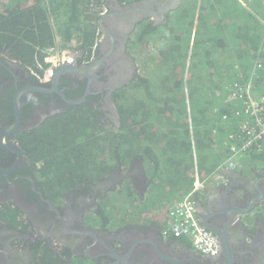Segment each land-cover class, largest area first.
Instances as JSON below:
<instances>
[{"label":"trees","instance_id":"trees-1","mask_svg":"<svg viewBox=\"0 0 264 264\" xmlns=\"http://www.w3.org/2000/svg\"><path fill=\"white\" fill-rule=\"evenodd\" d=\"M244 1L247 8L241 0H184L160 26L144 21L136 28L132 47L135 43L148 50L152 40L161 39L149 59L153 71L148 78L138 74L132 85L116 92L119 129L109 122L99 131L84 129L94 131V142L87 143L101 156L98 161L100 156L89 152L92 161L88 157L86 170L90 175L100 166H106L101 174L116 166L127 170L139 159L149 177L148 191L136 197L123 184L104 201V214L126 213L130 199L140 215L162 225L176 196H193L194 191L199 196L227 162L249 177L264 170V138L255 137L260 130L256 121L264 120V0ZM104 4L105 0H0V53L42 72L48 67L49 49L64 50L73 41L75 49L89 52ZM155 75L158 81L153 84ZM250 101L261 109L259 116L251 115ZM87 110L90 115L81 122L74 112L68 131H80L96 117ZM245 125L252 127L253 135L244 131ZM53 151L46 152L48 166L54 161ZM57 151L74 157L68 172L71 178L78 176V150ZM57 169L48 168L56 173ZM162 174L163 179L170 174L183 179L180 194L161 197L156 192V176ZM160 210L157 220L155 212Z\"/></svg>","mask_w":264,"mask_h":264},{"label":"flooded vegetation","instance_id":"flooded-vegetation-1","mask_svg":"<svg viewBox=\"0 0 264 264\" xmlns=\"http://www.w3.org/2000/svg\"><path fill=\"white\" fill-rule=\"evenodd\" d=\"M118 1L123 7L137 0ZM105 2L113 4L111 0ZM102 11L97 26L108 11L107 5L104 4ZM133 36L126 43V52L132 58L128 47L132 46ZM104 37L98 28L89 52L71 50L72 60L59 66L74 60L73 67H89L101 56L100 43ZM108 68L105 62L89 77H79L66 70L54 83L53 73L41 80L43 72L37 67L27 68L0 53V264H138L141 256L146 257L148 264H264V203L241 214L238 223H232L228 228V252L220 249L214 257L195 251L188 240L164 235V222L161 225L133 210L120 216L116 211L111 216L104 214V201L122 190L120 186L127 183L130 192L141 198L139 193L146 183L132 176L135 160L124 176L120 175L119 166L107 170L106 174L100 173L106 166H100L88 178L91 175L86 165L92 161L89 152L94 151L88 143L94 142V131H99V127H105L109 121L102 107L104 89L94 91L91 88L94 85L87 84L107 81L105 70ZM33 86L52 91L24 90L17 100L20 111L17 119L15 94ZM87 88L90 93L83 101L67 102L81 99ZM118 90L113 94L115 100ZM71 107L74 109L70 111ZM87 109L95 112L97 118L91 117L80 131H68L74 112L76 121L80 122L90 115ZM11 126L15 127L9 130ZM86 127L94 131L84 130ZM64 147L78 150L75 178L63 176L73 163L69 160L74 159L68 152L57 151ZM50 150L56 154L51 166H58L57 173L48 170L51 166L46 165L50 159L45 160V155ZM99 156L93 152L94 158ZM260 172L264 171L254 172L255 180L261 177ZM209 181V186L204 184L198 189L199 196L196 191L192 196L197 219L206 210L215 211V207H207L208 198L227 183L225 179L226 182L214 187L212 177Z\"/></svg>","mask_w":264,"mask_h":264},{"label":"water","instance_id":"water-1","mask_svg":"<svg viewBox=\"0 0 264 264\" xmlns=\"http://www.w3.org/2000/svg\"><path fill=\"white\" fill-rule=\"evenodd\" d=\"M113 4H107L108 11L98 23V28L105 36L100 43V57L96 59L89 67H73L72 63H65L52 70L54 75L53 82L56 83L59 75L66 70L73 71L79 77H89L95 73L98 67L106 62L109 68L105 70L107 81L89 83L94 85V91L104 89L103 111L106 119L112 124L113 128L121 127V116L118 105L113 98L116 90L129 86L138 75L137 66L134 58L126 52V43L135 32L138 25L144 21L151 22L153 27L160 26L167 15L177 10L184 0H137L130 1L121 7L118 0H111ZM115 3V4H114ZM97 85H103L99 88ZM127 86V87H128ZM31 89L37 92H51L52 89H42L37 87H26L20 89L15 94V116L19 118V108L17 106L18 97L24 90ZM90 93L86 89L84 96L76 101H67L70 104H78L84 100L85 95ZM15 126L9 127V130ZM9 131L8 129H6ZM132 170V176L138 177L145 182L146 173L142 161L136 159ZM132 169V168H131ZM128 170H119L121 176H124ZM222 176L227 180L225 187H220L208 198V208L215 207V211H204L198 219L201 226L213 232L219 244V250L227 253L228 246V228L236 221L241 214L249 213L255 206L264 203V172H260L261 177L257 180H250L244 175L232 171L223 170ZM119 175V178H120ZM136 179V180H137ZM214 203V206H210ZM225 215V216H224ZM224 216V217H223ZM211 220V221H209ZM209 222V223H208ZM130 253L126 254L129 258ZM138 264H148L146 257L141 256Z\"/></svg>","mask_w":264,"mask_h":264},{"label":"built area","instance_id":"built-area-1","mask_svg":"<svg viewBox=\"0 0 264 264\" xmlns=\"http://www.w3.org/2000/svg\"><path fill=\"white\" fill-rule=\"evenodd\" d=\"M102 12H105V10ZM46 54L49 56L46 59L49 66L42 71L43 76L41 80L49 78L54 67L59 66V64L65 61L69 62L72 60V56L68 49H49ZM249 104L251 105L250 108L252 113L250 114L254 117L259 116L261 109L257 106V104L252 101H250ZM256 124H260V130L255 137L258 139L261 137L264 138V120L256 121ZM243 129L249 135H253L255 132L252 127L247 125L243 126ZM223 170L234 171V164L231 161L227 162V165ZM224 182L225 179H223L221 172L212 177L214 187L218 183ZM196 188L199 189V187ZM164 223V235H172L175 238L188 240L192 248L202 255L210 257L217 255L219 250L218 240L213 232L202 227L198 222L195 213V201L193 200L191 193L184 195L183 198H179L172 206L169 207Z\"/></svg>","mask_w":264,"mask_h":264},{"label":"rangeland","instance_id":"rangeland-1","mask_svg":"<svg viewBox=\"0 0 264 264\" xmlns=\"http://www.w3.org/2000/svg\"><path fill=\"white\" fill-rule=\"evenodd\" d=\"M241 3H242V6L247 8V3L244 0H241ZM159 41L161 42L160 37H159V39L155 38L154 40H152V43L150 44V47L148 48V50L144 49L143 51L140 50L139 45H136L137 47L131 46L133 48V49L131 48L132 55L134 56V60L136 62V66H137V72L139 75L145 76L146 78L149 77L147 75L150 72V70H152V64H151V61H149V59L151 60V57H153L152 51L160 46ZM73 43L74 42L72 41L71 43H68V44H70L71 47H75V44H73ZM153 73L155 74V72H153ZM157 75H155V77H156L155 80L152 81L153 84H155L158 81ZM82 119H81V121H82ZM63 176H65V177L69 176V172L65 171L63 173ZM146 177L149 179L148 176H146ZM184 177H185V175H184ZM156 179H157V183H156L157 184V191L156 192L159 193V195L161 197H166L169 194H171L172 192L175 194H180V192H178V189H179V186L181 185L180 183L182 182L183 179L179 180V178H176L174 176L172 177V174H170V176L166 179L165 178L163 179V174L156 176ZM148 183H149V181H148ZM148 183H145V186H144L145 189L139 193L141 198H143L144 195L146 194V192L148 191ZM176 197H177L176 200L179 199V196H176ZM150 200H151V198L148 199L147 201H150ZM127 203L131 206V210H133V212H136L137 215H140L139 212L137 211L139 206L136 204V202H133L132 200L129 199V200H127ZM142 209H144V208H142ZM162 214H163V212H161V210L155 212V216H158V217Z\"/></svg>","mask_w":264,"mask_h":264},{"label":"clouds","instance_id":"clouds-1","mask_svg":"<svg viewBox=\"0 0 264 264\" xmlns=\"http://www.w3.org/2000/svg\"><path fill=\"white\" fill-rule=\"evenodd\" d=\"M68 49V51H71V50H74V51H77V49H75V47H69V48H67ZM65 50V49H64ZM46 59L49 57L47 54H46ZM46 59H45V61H46ZM47 62V61H46ZM48 63V62H47ZM48 66H49V63H48ZM54 69V68H53ZM223 170H221V172H222ZM233 171V170H232ZM239 173V172H238ZM221 175H222V173H221ZM226 182V181H225Z\"/></svg>","mask_w":264,"mask_h":264},{"label":"bare ground","instance_id":"bare-ground-1","mask_svg":"<svg viewBox=\"0 0 264 264\" xmlns=\"http://www.w3.org/2000/svg\"><path fill=\"white\" fill-rule=\"evenodd\" d=\"M31 73V72H30ZM264 171V170H263ZM247 177H249V176H247ZM252 179H250V180H255V177L254 176H250ZM163 230V229H162ZM163 232V231H162Z\"/></svg>","mask_w":264,"mask_h":264},{"label":"crops","instance_id":"crops-1","mask_svg":"<svg viewBox=\"0 0 264 264\" xmlns=\"http://www.w3.org/2000/svg\"><path fill=\"white\" fill-rule=\"evenodd\" d=\"M177 200H178V199H177ZM177 200H175V201L172 203V205H173ZM172 205H171V206H172Z\"/></svg>","mask_w":264,"mask_h":264}]
</instances>
